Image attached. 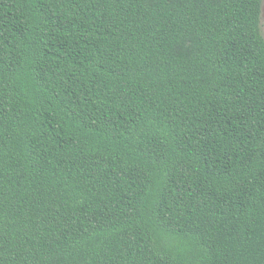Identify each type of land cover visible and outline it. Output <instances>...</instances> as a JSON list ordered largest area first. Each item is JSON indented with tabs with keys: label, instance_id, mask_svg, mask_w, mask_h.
I'll return each instance as SVG.
<instances>
[{
	"label": "trees",
	"instance_id": "obj_1",
	"mask_svg": "<svg viewBox=\"0 0 264 264\" xmlns=\"http://www.w3.org/2000/svg\"><path fill=\"white\" fill-rule=\"evenodd\" d=\"M262 0H0V264H264Z\"/></svg>",
	"mask_w": 264,
	"mask_h": 264
},
{
	"label": "rangeland",
	"instance_id": "obj_2",
	"mask_svg": "<svg viewBox=\"0 0 264 264\" xmlns=\"http://www.w3.org/2000/svg\"><path fill=\"white\" fill-rule=\"evenodd\" d=\"M261 30L264 36V0H262Z\"/></svg>",
	"mask_w": 264,
	"mask_h": 264
}]
</instances>
